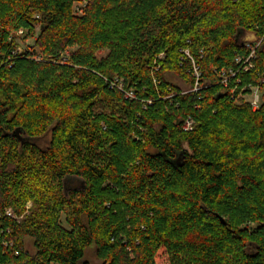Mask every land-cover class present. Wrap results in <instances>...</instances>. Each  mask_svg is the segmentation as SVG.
<instances>
[{"label":"trees","instance_id":"obj_1","mask_svg":"<svg viewBox=\"0 0 264 264\" xmlns=\"http://www.w3.org/2000/svg\"><path fill=\"white\" fill-rule=\"evenodd\" d=\"M74 1L0 0V264H264V0Z\"/></svg>","mask_w":264,"mask_h":264},{"label":"rangeland","instance_id":"obj_2","mask_svg":"<svg viewBox=\"0 0 264 264\" xmlns=\"http://www.w3.org/2000/svg\"><path fill=\"white\" fill-rule=\"evenodd\" d=\"M86 4H87V0H75L74 1V7H75V11H76V13L77 14H79V15H81L82 14V11H83V8L86 6ZM37 27H36V32H35V34L33 35V36H25L23 33H22V31H18L16 34H15V42H16V44H17V49H16V53H18V54H20V53H22V51H23V49H28V48H30L31 47V45L32 44H34V42H37ZM247 39L248 40H252L253 39V37L251 36V35H249L248 37H247ZM260 44V41H257L256 42V47L258 46ZM253 52H255L254 50H253ZM107 53H108V51H106V50H101L99 53H98V58H103V57H105L106 55H107ZM253 58H255V53H253ZM252 58V59H253ZM247 69L246 70H248L249 68H253V64L251 63V65H249V66H247L246 67ZM223 77H225V76H223ZM165 78H166V80L169 82V83H171V84H174V85H176V86H179L182 90H186V86L177 78V77H175L174 75H171V74H167L166 76H165ZM118 80L119 79H116V81H115V83H117L118 82ZM119 83H120V85L119 84H117L118 85V87L119 88H122L123 86L121 85V80H119ZM128 93H130V92H128ZM240 98L245 102V103H248L250 106H251V110L252 111H256L258 108H254V107H252V103L254 102V101H259V103H260V101H261V99H260V91L258 90V88H254V89H252V91L251 92H246V94H242V95H240ZM260 105V104H259ZM258 105V106H259ZM30 206H31V204L30 203H28L27 205H26V209L28 210V209H30ZM32 244H33V241L31 240V239H28V238H26V239H24V246H25V249L28 251V252H30V253H33V246H32ZM159 259H158V263L159 264H168L167 263V261L165 260V258H164V256H160V257H158ZM86 259H87V261L90 263V264H99V261L98 260H96V258H95V256H94V249H90V250H88L87 251V254H86Z\"/></svg>","mask_w":264,"mask_h":264},{"label":"built area","instance_id":"obj_3","mask_svg":"<svg viewBox=\"0 0 264 264\" xmlns=\"http://www.w3.org/2000/svg\"><path fill=\"white\" fill-rule=\"evenodd\" d=\"M249 47V49H250V55H249V57H248V59H247V64L249 63V65H251V63H250V60L253 58V50H255V48H256V45H253L252 47H250V46H248ZM248 65V66H249ZM247 68H245V70H246ZM195 70V75L197 76L198 74H197V72H196V69H194ZM226 81H227V79H226V77H223V80H222V83L225 85L226 84ZM126 97L127 98H129V99H132L133 98V94L130 92V93H127L126 94ZM258 105H259V101L257 100V101H254L253 103H252V107H254L255 109L256 108H258ZM192 124H193V122H192V120H190V119H187L185 122H184V124H183V130H185V131H189V130H191L192 129ZM6 215L7 216H10V217H13V214H12V212H11V210H6ZM51 264H55V263H51Z\"/></svg>","mask_w":264,"mask_h":264},{"label":"water","instance_id":"obj_4","mask_svg":"<svg viewBox=\"0 0 264 264\" xmlns=\"http://www.w3.org/2000/svg\"><path fill=\"white\" fill-rule=\"evenodd\" d=\"M222 223H224V222L222 221Z\"/></svg>","mask_w":264,"mask_h":264}]
</instances>
